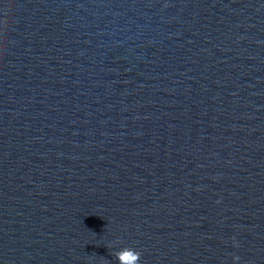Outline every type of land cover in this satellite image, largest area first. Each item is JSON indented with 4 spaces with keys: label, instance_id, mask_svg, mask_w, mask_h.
I'll list each match as a JSON object with an SVG mask.
<instances>
[{
    "label": "water",
    "instance_id": "obj_1",
    "mask_svg": "<svg viewBox=\"0 0 264 264\" xmlns=\"http://www.w3.org/2000/svg\"><path fill=\"white\" fill-rule=\"evenodd\" d=\"M123 247L264 264V0H0V264Z\"/></svg>",
    "mask_w": 264,
    "mask_h": 264
},
{
    "label": "clouds",
    "instance_id": "obj_2",
    "mask_svg": "<svg viewBox=\"0 0 264 264\" xmlns=\"http://www.w3.org/2000/svg\"><path fill=\"white\" fill-rule=\"evenodd\" d=\"M125 254L131 255L134 259L131 262L122 261L121 257ZM118 259H120L121 264H139L140 252L131 247H123L118 250ZM235 260H238L239 257H234Z\"/></svg>",
    "mask_w": 264,
    "mask_h": 264
}]
</instances>
